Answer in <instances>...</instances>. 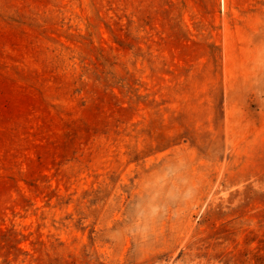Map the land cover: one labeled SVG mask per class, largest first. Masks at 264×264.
Returning a JSON list of instances; mask_svg holds the SVG:
<instances>
[{
  "label": "rangeland",
  "instance_id": "obj_1",
  "mask_svg": "<svg viewBox=\"0 0 264 264\" xmlns=\"http://www.w3.org/2000/svg\"><path fill=\"white\" fill-rule=\"evenodd\" d=\"M0 264H264V0H0Z\"/></svg>",
  "mask_w": 264,
  "mask_h": 264
}]
</instances>
